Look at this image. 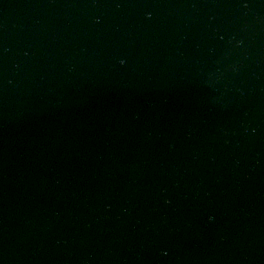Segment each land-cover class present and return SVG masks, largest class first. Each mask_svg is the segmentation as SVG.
<instances>
[{
	"label": "water",
	"instance_id": "95a60500",
	"mask_svg": "<svg viewBox=\"0 0 264 264\" xmlns=\"http://www.w3.org/2000/svg\"><path fill=\"white\" fill-rule=\"evenodd\" d=\"M0 264H264V0H0Z\"/></svg>",
	"mask_w": 264,
	"mask_h": 264
}]
</instances>
